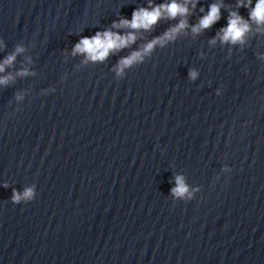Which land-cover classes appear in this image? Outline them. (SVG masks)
Listing matches in <instances>:
<instances>
[{
	"label": "water",
	"instance_id": "1",
	"mask_svg": "<svg viewBox=\"0 0 264 264\" xmlns=\"http://www.w3.org/2000/svg\"><path fill=\"white\" fill-rule=\"evenodd\" d=\"M256 2L192 0L189 27L117 75L180 18L92 62L72 54L80 38L133 31L113 22L149 0H0V63L24 49L0 73L14 77L0 85V264H264ZM213 3L221 18L194 34ZM231 12L250 24L243 42L210 43ZM177 175L191 198L173 196Z\"/></svg>",
	"mask_w": 264,
	"mask_h": 264
},
{
	"label": "clouds",
	"instance_id": "2",
	"mask_svg": "<svg viewBox=\"0 0 264 264\" xmlns=\"http://www.w3.org/2000/svg\"><path fill=\"white\" fill-rule=\"evenodd\" d=\"M198 2V0H197ZM191 4L194 9L196 4L192 3V0H170L159 5H154L152 0H149L148 7L137 8L132 13L131 20L121 18L119 22H113V28H126L133 31L127 32L125 35H120L117 32L111 30H105L103 32H97L94 36H82L78 43L72 48V54L84 55L86 61L102 62L110 53L119 51L125 47H129L132 43H135L137 37L135 35L136 30L151 31L153 26L156 25L161 19L175 20L178 17L179 23L168 29L162 37H156L152 41L148 42L141 50L132 52L129 56L122 58L117 65V75H122L124 68L132 66L134 63L142 61L144 56L149 55L156 45H161L169 40L175 39V37L189 27L187 17L190 15V9L188 5ZM222 3H213L208 6L206 15L199 18L198 23L191 26V30L194 34H199L205 29L212 27L221 18ZM250 7L251 0H247V4H239L237 7ZM204 9L201 8V12ZM250 20L257 26H264V0H257L254 8H251L249 13ZM250 30V24L244 20L237 12L229 13L227 26L222 28L217 37H214L210 43H216V39L219 38L221 43L243 42L244 35ZM23 48L17 46L16 52L7 56L3 63H0V73H3L6 66H11L16 58V54L23 52ZM16 75L25 76L28 75L27 70L20 71ZM190 78L195 79L196 72H189ZM14 77L9 74L7 76L0 77V85H7L10 81H13ZM17 100L22 99L20 95L16 96ZM176 186L171 189V192L176 198H185L186 194L188 198H191L189 187L186 185L182 176L177 175L175 177ZM4 187H8L5 183ZM35 186L26 188L23 193L13 190L11 200L13 204H20L23 200L25 202L33 201L35 199Z\"/></svg>",
	"mask_w": 264,
	"mask_h": 264
}]
</instances>
